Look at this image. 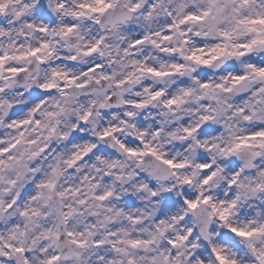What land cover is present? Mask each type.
Here are the masks:
<instances>
[{"label": "clouds", "instance_id": "clouds-1", "mask_svg": "<svg viewBox=\"0 0 264 264\" xmlns=\"http://www.w3.org/2000/svg\"><path fill=\"white\" fill-rule=\"evenodd\" d=\"M0 264H264V0H0Z\"/></svg>", "mask_w": 264, "mask_h": 264}]
</instances>
